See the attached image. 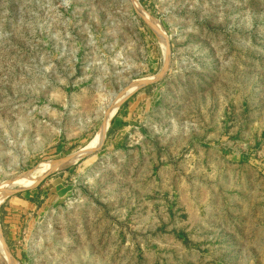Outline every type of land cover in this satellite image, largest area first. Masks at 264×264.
I'll list each match as a JSON object with an SVG mask.
<instances>
[{"label": "rangeland", "instance_id": "1", "mask_svg": "<svg viewBox=\"0 0 264 264\" xmlns=\"http://www.w3.org/2000/svg\"><path fill=\"white\" fill-rule=\"evenodd\" d=\"M136 1L158 33L132 0H0V192L110 118L0 194V264H264V0Z\"/></svg>", "mask_w": 264, "mask_h": 264}, {"label": "water", "instance_id": "2", "mask_svg": "<svg viewBox=\"0 0 264 264\" xmlns=\"http://www.w3.org/2000/svg\"><path fill=\"white\" fill-rule=\"evenodd\" d=\"M132 5L134 6L135 10L139 13V15L145 20V22L148 23V24H150V22H149L150 19H149L148 15L142 10V8L139 6V4L137 3L136 0H132ZM149 26H150V28L153 30V32L158 33V31H160V30H158L157 28H155L154 26H152V24H150ZM161 34H162V33H161ZM162 35H163V34H162ZM166 51H167V43H166ZM165 58H166V61H167V53H166ZM150 81H152V79L141 80V81L137 82V83L135 84V86H137V85H143V84H146V83H148V82H150ZM135 86H134V87H135ZM134 87H133V89H134ZM129 88H131V87H128L126 90H128ZM126 90H125V91H126ZM125 91H124V92H125ZM132 91H133V90L127 92V94H126L123 98H125V97H126L128 94H130ZM120 98H121V97H120ZM120 98H119V100H118L117 102H115L116 105H114V106H117L118 103L123 99V98H121V99H120ZM109 120H110V118L107 119L106 116L103 118V121H102V124H101L100 142H99V144H98L97 146H93V147H85V148H83V149H81V150H79V151H77V152L71 154L70 156L63 158L62 164H61L58 168L53 169V170H51V171H48L47 173H45L44 175H42L37 181H35L31 186L24 187V188H15V189H13V190H10V191L8 192V195H9V194H12V193H15V192L23 191V190H25V189H29V188L35 187V186H36V185H37V184H38V183H39V182H40V181H41V180H42L47 174L51 173L52 171L57 170V169H59V168H62V167H65V166L71 164L72 162H74L76 159H78V158H79L80 156H82L83 154H86V153H90V152H94V151H96L97 148H99V146L101 145V143H102V141H103V138H104V136H105L106 129H107V127H108ZM0 240H1V244H2V246H3V248H4V251H5L6 255H7L8 257H10L11 260H13L12 257H11V255L9 254V252H8V250H7V248H6V246H5V243H4L3 239H2L1 232H0ZM13 262L16 263L14 260H13Z\"/></svg>", "mask_w": 264, "mask_h": 264}, {"label": "bare ground", "instance_id": "3", "mask_svg": "<svg viewBox=\"0 0 264 264\" xmlns=\"http://www.w3.org/2000/svg\"><path fill=\"white\" fill-rule=\"evenodd\" d=\"M92 144H89V145L92 146ZM62 161H63V159H61L59 161H48V162H43V163L38 164L32 170H30L24 174H21L20 176L15 178L13 181L9 182L6 186H4V188H3V190H1L0 194L7 193L10 190H13L15 188H24V187L31 186L42 175L47 173V171L52 170L55 167L58 168L62 164ZM0 251H1V248H0ZM0 256H2V255H0Z\"/></svg>", "mask_w": 264, "mask_h": 264}]
</instances>
